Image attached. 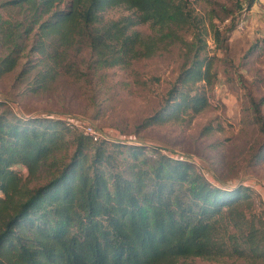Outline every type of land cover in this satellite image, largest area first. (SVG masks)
<instances>
[{
	"label": "trees",
	"instance_id": "trees-1",
	"mask_svg": "<svg viewBox=\"0 0 264 264\" xmlns=\"http://www.w3.org/2000/svg\"><path fill=\"white\" fill-rule=\"evenodd\" d=\"M62 2L0 0V8L16 7L22 15L0 19L6 50L0 74L17 65L15 54L36 28L34 48L53 72L48 60L58 62L57 54L81 41L100 67L129 64L184 42L181 31L193 23L189 0H70L67 10L57 8ZM256 2L237 0L227 10V32H214L219 49ZM120 6L136 17L101 25L100 13ZM139 23H150L156 34L130 30ZM199 36L193 33L196 45L188 43L190 64L164 111L149 122L208 106L205 89L196 86L212 83L213 59L202 56L206 44ZM7 101L0 98V264H177L226 256L264 264V217L248 186L209 179L189 154L123 139L94 142L71 134L62 118L20 115ZM18 165L26 167L25 177ZM46 175L45 182L24 186V179Z\"/></svg>",
	"mask_w": 264,
	"mask_h": 264
},
{
	"label": "rangeland",
	"instance_id": "rangeland-1",
	"mask_svg": "<svg viewBox=\"0 0 264 264\" xmlns=\"http://www.w3.org/2000/svg\"><path fill=\"white\" fill-rule=\"evenodd\" d=\"M236 1L189 0L193 23L189 30L181 31L184 42L167 44L152 56L115 66H98L89 43L81 41L57 54L58 62L49 59L56 67L49 72V64L41 61L34 48L36 28L26 35L23 50L15 54L17 65L0 74V97L9 100L7 106L15 113L88 118L147 146L189 154L201 163L209 179L221 178L230 187L248 186L254 207L264 217V0H257L241 22L242 28L227 34L219 49L215 29L227 32L231 22L227 10L235 8ZM69 6L70 0H64L57 8L67 10ZM17 9L0 8V19L21 18ZM100 16L103 25L136 17V12L120 6L104 10ZM130 30L156 34L150 23L136 24ZM197 32L206 44L202 56L213 59L212 83L196 86L205 89L208 106L197 114L149 122L164 111L170 89L189 66L193 54L188 43L197 44L193 38ZM4 53L1 47L0 55ZM16 169L27 175L26 167ZM46 180L47 175L23 183L32 188ZM177 264L254 263L226 256L181 258Z\"/></svg>",
	"mask_w": 264,
	"mask_h": 264
},
{
	"label": "built area",
	"instance_id": "built-area-1",
	"mask_svg": "<svg viewBox=\"0 0 264 264\" xmlns=\"http://www.w3.org/2000/svg\"><path fill=\"white\" fill-rule=\"evenodd\" d=\"M241 23L238 25V29H241ZM1 98V97H0ZM17 114L21 115V111L16 112ZM64 119L67 126L75 132H79L84 134L86 137L90 138L94 142H100L103 140L107 141H116L118 139H123L129 142H135V138H127L124 135H121L120 131L115 128H102L98 126L94 121L88 118H82V117H59ZM176 156L180 157L182 155L181 153H175ZM192 160L195 162V164L202 169L201 163L195 158L192 157Z\"/></svg>",
	"mask_w": 264,
	"mask_h": 264
}]
</instances>
